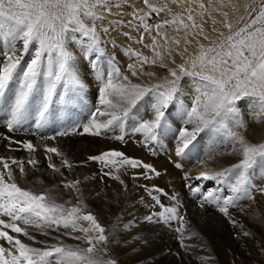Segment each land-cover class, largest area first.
I'll list each match as a JSON object with an SVG mask.
<instances>
[{
  "label": "snow or ice",
  "instance_id": "6c2138e0",
  "mask_svg": "<svg viewBox=\"0 0 264 264\" xmlns=\"http://www.w3.org/2000/svg\"><path fill=\"white\" fill-rule=\"evenodd\" d=\"M142 4L144 7L130 4L131 19L123 21L107 19L112 7L123 6L119 0L111 4L109 0H0V112L5 114L4 122L9 130H16L32 121L40 130L55 123L58 112L65 113V121L70 120L68 109L84 102L89 87L76 58L78 52L95 76L98 103L88 123L60 127L46 139L84 134L99 137L119 129L120 134L112 138L124 140L131 119V132L142 134L143 145L150 151V145L171 138L175 155L184 157L197 149L199 138L207 134V150L197 160L204 170L185 179L214 181L216 187H187L199 195L201 208L214 206L235 224L229 208L253 199L256 186L252 172H264V140L251 142L243 134L247 122L240 107L250 100L247 107L254 109V122L264 123V0H208L207 5L204 0H142ZM170 5L180 11L174 12ZM161 13L165 16L149 23L153 14L159 17ZM209 20L210 31L206 28ZM170 26L174 34L166 31ZM122 27L130 31L121 35L151 52L149 56L131 46L123 47L132 61L126 70L121 69L115 54L109 55L106 50L108 43L115 48L116 42L105 37ZM133 30L138 39L131 34ZM146 67L166 70L167 75L158 78ZM184 78L190 81V104L183 99ZM145 101L151 116L148 119L135 112ZM17 143L29 153L36 151L31 141ZM44 149L48 167L62 177L60 185L77 194L75 203L58 202L53 195L55 185L39 192L20 186L11 165H16L23 176L25 162L0 157V264H119L110 247L119 243L112 239L119 218L112 231H107L81 201V181L63 178L61 169L70 170L73 164L57 147L45 144ZM49 154L62 157L61 165L52 163ZM224 156L235 157L238 162L219 170L208 166L209 161ZM88 159L105 167L143 168L145 172L140 175L145 178H150L148 173L159 175L151 164L115 150ZM27 164L35 168L38 161L28 159ZM103 175L109 176L111 171ZM225 188L229 194L222 195ZM256 190L264 193V187ZM147 192L154 203L146 207L159 206L161 210L149 212L143 220L150 225H170L178 220L181 227L176 231L182 233L184 218L178 207L165 206L159 195H153H167L163 189L154 186ZM171 199L176 200V195ZM134 223L130 221L122 228L127 230ZM31 230L54 242L37 240ZM21 236L33 243L24 242ZM63 237L80 243L67 244ZM181 244L184 246L182 238Z\"/></svg>",
  "mask_w": 264,
  "mask_h": 264
},
{
  "label": "rangeland",
  "instance_id": "374dc122",
  "mask_svg": "<svg viewBox=\"0 0 264 264\" xmlns=\"http://www.w3.org/2000/svg\"><path fill=\"white\" fill-rule=\"evenodd\" d=\"M109 1L111 4L112 0ZM122 1H119L123 5L122 7H112L111 15L113 18L111 17V19L117 18L123 19V21L131 19L130 15L128 16L127 14L132 11V8L129 6L132 3H135L137 7H144L142 0H128L127 3ZM204 2L206 5L208 4V0H204ZM170 6L174 12L180 11L176 5ZM126 7L128 8L126 9ZM197 10L199 11V9ZM224 10L230 11L227 8ZM121 12L124 15H118ZM214 15L219 19L217 13H214ZM164 16V13H161L159 17L153 14L149 23L154 24ZM197 19L199 21L200 18L197 17ZM208 25H206V28H209L210 31V20L208 21ZM122 28L119 31H111L110 36L105 37V39H114L117 42L115 48H113L111 43H108L106 50L109 55L114 53L121 69L126 70L127 64L132 61L122 51L123 47L131 46L133 49L136 48L149 56H151V52L149 49L143 48L142 45L135 43L134 40H129L127 37L121 35V32L130 31L127 27L126 29L125 27ZM166 31L173 33V27H168ZM131 34L138 39V33L134 30ZM212 36L215 38V34ZM29 58L30 55L25 56L23 63H26ZM76 58L78 63L82 62L79 64L80 69L89 87L84 102L75 104L68 109L67 115L71 117L70 120L65 121V113L58 112L55 123H50L44 129L37 130L34 122L28 121L16 130H9L4 122L5 114L0 112V157L15 158L25 162L26 174L23 176H21L16 165H11L16 182L22 187H31L38 192L45 188H53L55 185L53 195L58 202L72 200L75 203L77 194L72 190L63 188L60 185L61 175L53 172L48 167L44 145L57 147L64 154V158H67L73 164V168L70 170L66 168L61 169L64 173L63 178L69 180L79 179L81 181L79 187L82 196L80 199L86 206V210L96 215L99 222L105 226L107 231H112L111 226L119 218V225L115 230V235L112 237V239H118L119 243L110 245L111 254L118 257L119 264H258L255 258L259 259V264H261L263 252L260 250L264 244V230L262 229L264 219L259 217H264V193L257 191L256 188L264 187V172H252V183L256 186L252 192L253 199L242 200L238 208H229V215L236 221L235 224L232 223L228 216L220 213L214 206L205 205L204 208H201L199 206V195L192 194L187 187L188 184L193 186H200L202 184L204 185V190L216 187L214 181L185 179L186 175L195 177L200 171L204 170L203 166L197 163V160L207 150L209 141L207 134H203L199 138L197 149L184 157H177L175 155V142L171 138L162 139L159 144L150 145L153 149V151H150L149 147L143 145L142 134H133L131 132V128L134 126V121L131 119L126 125L127 134L124 140L112 138L120 134L119 129L107 132L99 137L84 134L57 137L55 140L46 139L53 136L55 131L59 130L60 127L88 123L91 119V113L95 110L98 103V86L90 65L78 52L76 53ZM2 59L0 57V63H2ZM146 70L155 71L158 78L167 75L166 70L154 67H146ZM186 79L182 80V86L185 89L183 99L185 103L190 104L191 93H189L190 91L185 84ZM12 87L14 88L15 85ZM247 101L249 102V100ZM147 108V101H145L138 105L135 112L145 119L151 118ZM100 119L104 118L101 117ZM244 120L247 122V128L243 133L246 138L251 142L264 140V123H256L254 120ZM24 141H31L36 147V151L29 153L23 148L22 143H17ZM80 144H83L85 147H82ZM129 144L138 149L141 154L133 156L124 152V147L128 145L129 148ZM101 146L109 148H100ZM111 150L122 152L128 157L139 159L151 165L159 160V157L165 160L166 168L162 172H166L169 178L170 176L171 178L162 181L161 185H156L155 187L163 189V193L167 195L155 192L153 195H159L161 202L165 206L178 207L179 215L184 218V231L182 233L176 231L177 228L181 227L178 220L171 221L170 225H150L143 220V217L149 212L161 210L159 206L155 208L146 207V205L154 203L147 192V189L154 187V185L152 186L151 184L147 186L148 188H143V179L145 177L140 175L145 172L143 168L131 169L129 166L119 165L116 167H105L98 161L88 159L89 156ZM49 155L51 156L52 163L57 166L61 165L62 157L55 154ZM28 159H36L38 161L35 168L27 164ZM236 162H238L237 158L224 156L218 157L214 161H209L208 166L219 170ZM178 164L180 167H177ZM117 168L119 169L118 171ZM109 171H111V175H103L104 172ZM116 176H119L120 180L115 179ZM121 180L124 182L123 184L120 183ZM144 180L150 181L149 178H145ZM227 194L229 193L225 188L222 195ZM173 195H176V200L171 199ZM142 200L143 202H141ZM240 208H243V211ZM130 221H136V223L127 230L123 229L122 225ZM31 231L37 240L49 239V242H54L50 238H46L40 233L35 232V230ZM244 232H249L251 235L245 236ZM20 238L26 243H33L23 236ZM181 238L183 239L184 246L181 244ZM63 239L67 244L80 243L70 237H63ZM34 246L41 247L42 245L35 244ZM253 250L256 252L255 257ZM201 257H209L210 259L203 260Z\"/></svg>",
  "mask_w": 264,
  "mask_h": 264
},
{
  "label": "bare ground",
  "instance_id": "6f19581e",
  "mask_svg": "<svg viewBox=\"0 0 264 264\" xmlns=\"http://www.w3.org/2000/svg\"><path fill=\"white\" fill-rule=\"evenodd\" d=\"M120 2H121V0H119ZM128 1V0H127ZM132 1V0H131ZM110 2V1H109ZM122 2H124V0L122 1ZM129 7V6H128ZM128 7H126V9L128 8ZM113 8H116V7H113ZM123 12V11H122ZM128 15V14H127ZM129 16V15H128ZM128 16H127V18H128ZM111 17H112V15H109L108 16V18L107 19H111ZM113 18V17H112ZM116 18V17H115ZM123 18H125L124 16H123ZM117 19V18H116ZM123 20V19H122ZM125 21V20H124ZM105 24H106V21H105ZM208 25V24H207ZM209 26V25H208ZM124 28V27H123ZM122 28V29H123ZM125 29H126V27H125ZM209 29V28H208ZM115 31V30H114ZM116 33V32H115ZM169 33H171L170 31H169ZM171 34H174V33H171ZM213 35V34H212ZM117 43V42H116ZM119 43H121V42H119ZM118 43V44H119ZM136 49V48H135ZM195 49V47H194V45H193V48H192V50H194ZM180 62V60H179V58L177 57V63H179ZM82 62H80L79 64H81ZM90 72V71H89ZM161 73V72H160ZM160 76V75H159ZM185 84L187 85V87H188V90L190 91H188L189 93H191V88H190V81H189V79L187 78L186 79V81H185ZM185 90V89H184ZM251 101L249 100V102L247 101V100H245L244 101V104L243 105H241L240 107L242 108V117H243V119H246V120H253V117H252V112L254 111V109H249L248 107H247V105L250 103ZM84 138V137H83ZM86 138H87V136H86ZM86 138H85V140H86ZM84 140V139H83ZM200 144V143H199ZM80 145H82V147H85L83 144H80ZM80 148V147H79ZM95 148V147H94ZM100 148H105V149H108L109 147H106V146H101ZM83 149H85V148H83ZM124 152H127L128 153V155H138L139 153L141 154V152L138 150V149H135L134 147H132V145H130L129 144V148H128V145L127 146H125L124 147ZM97 151V150H96ZM83 152V151H82ZM7 153V152H6ZM11 154V153H10ZM139 154V155H140ZM10 156V155H9ZM8 157V156H7ZM150 164V163H149ZM152 166L157 170V172H159V175L157 176V175H155V174H153V173H148V176L150 177L149 179H150V181H147V180H144L143 179V188H148L147 186H149V185H151L152 184V186L154 185V186H156V185H161V182L162 181H166V179H168L169 178V175L165 172V173H163L162 172V170L163 169H165L166 168V163H165V160H163L162 159V157H159V160H157L156 162H154V163H152ZM168 170H170V169H168ZM143 171H145L144 169H143ZM170 178H171V176H170ZM169 178V179H170ZM142 183V182H141ZM140 187V186H139ZM193 207V206H192ZM200 218V217H199ZM252 218V217H251ZM259 218H261V219H264V217H259ZM256 219V218H255ZM258 219V218H257ZM254 220V219H253ZM259 220V219H258ZM260 223V222H259ZM262 229L264 230V225L262 226ZM259 241V240H258ZM220 242V241H219ZM221 243V242H220ZM216 244V243H215ZM225 244V243H224ZM223 245V244H222ZM217 246V245H216ZM259 246V245H258ZM255 248V247H254ZM224 249V248H223ZM257 249V248H256ZM255 249V250H256ZM260 251H262L263 252V257H262V263L261 264H264V244L262 245V247H261V250ZM253 255H254V257L256 256V252L253 250ZM255 261H257V263L259 264V259H256L255 258Z\"/></svg>",
  "mask_w": 264,
  "mask_h": 264
}]
</instances>
